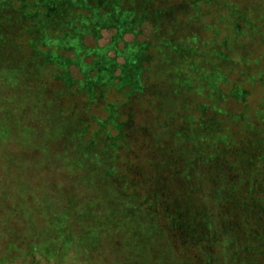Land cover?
Returning a JSON list of instances; mask_svg holds the SVG:
<instances>
[{
    "label": "trees",
    "instance_id": "16d2710c",
    "mask_svg": "<svg viewBox=\"0 0 264 264\" xmlns=\"http://www.w3.org/2000/svg\"><path fill=\"white\" fill-rule=\"evenodd\" d=\"M162 1L101 0L97 6H104V13L85 0L72 7L85 2L86 12L101 23L136 25L151 16L149 23L156 26L162 12L176 19L174 33L168 40L163 36L158 49L167 51L168 64L175 66L172 96L177 99L186 90L203 98L197 103L201 112L226 116L225 124L239 129L242 124L243 138L232 137L214 119L207 124L191 115L187 126L197 129L169 130L163 145L156 134L150 148L132 160L123 143L128 124L117 121V111L99 119L109 132L101 139L99 126L90 130L96 118L56 120L38 111L29 97L14 113L12 96L0 88V264L36 256L59 264L68 253L84 264H264V0H183L181 9L165 10L157 4ZM37 5L43 11L28 13L38 16L36 39H65L44 34L59 15L50 17L43 0ZM69 8L61 6L59 14ZM181 14L183 24L177 19ZM79 17L74 22L94 24L89 15ZM116 82L113 86L133 90L128 80ZM260 88V99L251 106L252 93ZM227 102L241 107L219 109L218 103ZM50 107L46 104L43 112ZM167 115L164 120L171 119ZM35 131L39 145L32 141ZM214 138L221 141L209 154L206 141ZM54 140L57 146L49 145ZM41 155L46 158H35ZM205 166L212 172L204 173ZM50 170L56 180L48 177ZM82 195L87 196L83 205ZM107 219L131 226L120 230ZM164 244L168 254L159 258ZM123 247L129 259L121 262L113 252Z\"/></svg>",
    "mask_w": 264,
    "mask_h": 264
},
{
    "label": "rangeland",
    "instance_id": "374dc122",
    "mask_svg": "<svg viewBox=\"0 0 264 264\" xmlns=\"http://www.w3.org/2000/svg\"><path fill=\"white\" fill-rule=\"evenodd\" d=\"M23 1H25V5H23ZM43 1L50 17L59 15L52 19L49 27L44 29V34L55 40H59L63 36L65 39L50 43L43 39H36L35 29L40 27L36 19L38 16H31L28 13L39 9L43 11V6L37 5L41 4V0H0V88L3 89L6 97L12 96L14 113H17L24 97H29L33 100L38 111L56 120L67 118L88 121L91 117L96 118L95 122L91 123L90 129L96 132L98 126H101L99 119L106 121L109 110H115L119 116L117 121L128 124L123 131L126 135L123 143L125 144L124 149L128 150V155L132 160H135L137 158L135 155L143 149L150 148L156 134L161 136L162 143L160 145H163L166 144V140L170 139L168 135L170 131L174 133V130L177 129H197L195 125L187 126V116L191 115L198 122L201 118L205 123L207 121V124H209V120L214 119L221 123L225 129H229L227 133L232 137L236 135L238 140L243 138L242 133L238 134V131L240 132L243 128L242 124L239 129L238 124H225L226 116H216L210 110L202 113L201 108L199 109L200 105L197 103L200 101L204 103L203 98L191 96L186 90H183L184 95H179L177 99L172 96L169 84L170 81L176 80L173 75L175 66L168 64L170 54L165 50L159 53L158 49L162 44L161 41L168 40L174 33L173 22L176 19H172L171 16H167V13L162 12L156 26L149 23L151 16L148 21L142 20L136 25L123 21L121 23L115 21L101 23L95 17V13L88 14L86 12L88 6L85 3L88 1L92 7H95L101 0H85L84 4L79 3L80 5L76 2L73 7V2L77 0ZM164 1L165 3L163 1L161 4L157 3L162 10L181 9V3H184L183 0ZM185 4H189V2ZM61 6L71 8L61 10L59 14L58 9ZM98 9L101 13L105 12L104 6L98 7ZM207 9L209 10L210 7L206 8V11ZM82 15L84 17L89 15L94 24L87 20H81L86 21L87 25H83L79 21L74 22L75 18H81L79 16ZM177 19L180 22L186 18L184 19L181 14ZM183 23L180 22V24ZM27 29L30 30L27 31ZM125 29L126 32H124ZM163 36H166V40ZM255 44L257 45L258 42L255 41ZM176 67L182 71L179 64H176ZM221 67L226 70L225 63H222ZM130 68L133 69V72L125 74V70ZM131 74L133 78L129 79ZM118 80L130 81L132 84L130 88L133 90L130 91L128 87L120 88L119 83L118 86H113L114 81L117 83ZM140 86L142 87L141 91L137 89ZM20 88L21 91L18 90ZM260 90L261 88L252 91L251 106L256 104V99L259 101ZM48 103L51 104L52 111L44 113V106ZM218 107L224 112L225 110L230 112V109L233 112V110L240 109L241 105L227 102L218 103ZM59 111L60 114L67 113L61 117ZM33 113L31 115L34 118L35 114ZM166 115L167 117L172 116L171 119L164 120ZM157 118L158 120H156ZM100 134L102 139L109 132L101 129ZM113 134L116 133L113 132ZM32 141L38 144L36 131L33 133ZM109 141L111 143L110 139ZM217 141L220 142V138L206 141L209 154L216 152ZM49 145L57 146V140L52 141ZM221 149L227 151L224 145ZM35 158L42 160L46 157L41 155ZM220 163L221 161H217L214 167L217 168ZM203 172H212V166H205ZM48 177L56 180L51 170L48 172ZM41 184L44 185V182ZM31 189L34 190L35 185ZM79 192L83 193L80 190ZM14 193L17 196H22L18 192L14 191ZM94 193L97 196L96 189ZM81 199L84 200L81 201L83 205L86 203L87 196L82 195ZM107 221L114 225L118 223L117 226L120 230L131 226L129 223L121 222L122 220L116 222L113 219H107ZM78 226L85 232V224L80 222ZM123 241H126V237ZM158 254L159 258L168 254L165 244L160 248ZM91 256H99V253H93ZM113 257L124 262L129 259V254L123 247V249L115 250ZM75 258L77 257L74 254L68 253L59 264H84L80 259ZM7 264L48 263L36 256L34 260L26 259Z\"/></svg>",
    "mask_w": 264,
    "mask_h": 264
}]
</instances>
